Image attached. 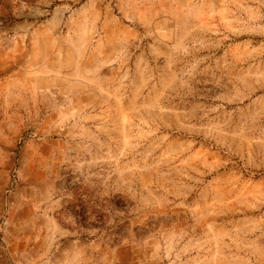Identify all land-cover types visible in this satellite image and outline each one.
<instances>
[{
    "label": "rangeland",
    "instance_id": "1",
    "mask_svg": "<svg viewBox=\"0 0 264 264\" xmlns=\"http://www.w3.org/2000/svg\"><path fill=\"white\" fill-rule=\"evenodd\" d=\"M0 264H264V0H0Z\"/></svg>",
    "mask_w": 264,
    "mask_h": 264
}]
</instances>
